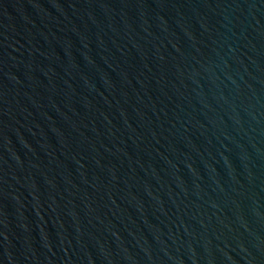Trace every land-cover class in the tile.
Instances as JSON below:
<instances>
[{"label": "water", "instance_id": "95a60500", "mask_svg": "<svg viewBox=\"0 0 264 264\" xmlns=\"http://www.w3.org/2000/svg\"><path fill=\"white\" fill-rule=\"evenodd\" d=\"M0 264H264V0H0Z\"/></svg>", "mask_w": 264, "mask_h": 264}]
</instances>
